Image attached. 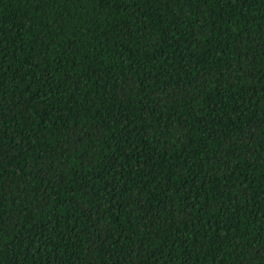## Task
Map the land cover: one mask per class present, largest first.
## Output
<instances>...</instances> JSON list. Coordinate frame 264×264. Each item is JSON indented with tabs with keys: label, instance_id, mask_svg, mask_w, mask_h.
<instances>
[{
	"label": "trees",
	"instance_id": "16d2710c",
	"mask_svg": "<svg viewBox=\"0 0 264 264\" xmlns=\"http://www.w3.org/2000/svg\"><path fill=\"white\" fill-rule=\"evenodd\" d=\"M0 264H264V0H0Z\"/></svg>",
	"mask_w": 264,
	"mask_h": 264
}]
</instances>
